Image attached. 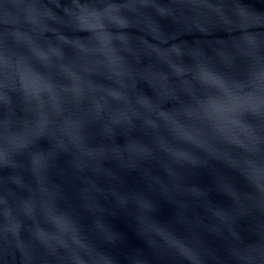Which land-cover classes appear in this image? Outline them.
<instances>
[{"label":"water","instance_id":"obj_1","mask_svg":"<svg viewBox=\"0 0 264 264\" xmlns=\"http://www.w3.org/2000/svg\"><path fill=\"white\" fill-rule=\"evenodd\" d=\"M0 264H264V0H0Z\"/></svg>","mask_w":264,"mask_h":264}]
</instances>
